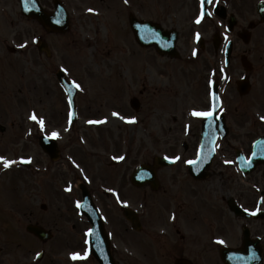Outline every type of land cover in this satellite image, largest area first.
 I'll return each mask as SVG.
<instances>
[{"label":"rangeland","instance_id":"rangeland-1","mask_svg":"<svg viewBox=\"0 0 264 264\" xmlns=\"http://www.w3.org/2000/svg\"><path fill=\"white\" fill-rule=\"evenodd\" d=\"M91 1L93 0L80 1L88 2L87 5L93 9V12L86 17L80 15V20L75 22L70 34L43 33L44 40L48 42L52 50L50 57L44 56L43 67L37 68L36 65V62L39 63L36 56L37 49L33 42L36 34L30 35V33L24 38L17 37V40L23 39V42L29 44L30 50L26 55L11 54L3 44V39L6 37L0 35V94L5 92L4 97L0 96V124L6 127L4 133L0 132V157L6 160L16 158L18 163L22 157H27L32 161L31 169L34 170L39 166L40 159L43 162L49 161L38 144L39 129L45 131L47 128L48 133L52 134V127L60 128L58 135L62 144V156L56 163L61 169L55 178L58 185L49 186L52 178L33 172L31 169L27 170L16 162L0 172V264H7L9 260L14 264H26L25 260H28L30 255H32L31 258L35 257L42 250V245L27 236L25 226L28 222L41 221L51 227L49 219L55 223L56 228L52 227V230L56 238L44 246L46 256L37 264H53L54 262L73 264L68 260L71 253L86 252L85 233L89 225L78 212L77 206L81 196L75 189L69 192L63 186L67 184V181L69 187L73 181L75 182L65 162L67 156L78 159L86 167L99 200L100 184L105 178V172L120 173L125 165H128L127 169L130 172L138 163L151 161L156 154L164 153V147L158 143L160 139L156 132V121L159 120L163 127L168 124L166 122L168 117H162L166 112L165 108L171 110L170 125L178 126L176 129L178 136L182 129L181 114L177 115V120L176 109L186 108L189 99H183L178 103L175 101L173 104L166 102L161 105L162 98L151 94V83L156 81L152 79L158 76L156 68L155 71L152 70L151 64L159 67L169 59L166 57L154 59L151 48L143 49L138 45L127 27L129 24L127 8L120 4L121 0H116V3L114 0L109 1L111 5L114 4L112 9H109L110 20L104 16V9L107 8L103 7V9L102 3L95 0V5L98 7L96 8L92 6ZM127 1L133 5L132 0ZM133 1L137 2V0ZM153 1L155 0H146V6L140 9L142 17L150 16L155 11L161 12L158 8L154 10ZM158 4L157 7H159ZM70 5L75 6L72 3ZM115 8H117L116 11ZM189 9L195 10L196 5H189ZM25 25L28 29H38L36 23L30 20L26 21ZM261 27L264 28V25ZM116 30L120 33L119 35L116 34ZM256 40L260 41L258 37ZM253 43L245 47L239 41L232 64L237 73L243 70L239 63L243 50L252 47ZM171 61L174 69L170 68L169 72L174 73L179 62ZM59 68L80 85L78 106L81 112L74 125L68 120L64 93L55 77ZM196 69L200 70V68ZM161 71L164 72L163 68ZM192 73L197 74L195 71ZM237 73L235 77H238ZM233 85L234 83L230 85V93H237ZM252 89V93L261 91L259 84L255 83ZM141 90H143L142 95ZM167 95L171 96L170 93ZM133 96H139L141 100V109L138 114L129 104ZM236 98L237 94L235 99L231 100L232 106L238 105L239 116L243 115V118L248 119L249 116L243 110L245 106H240L241 102ZM163 99L166 101L167 96L165 95ZM248 108L251 107L248 106ZM33 113L36 114L37 120L30 118ZM113 113L120 115L116 116ZM136 115L139 116L137 122H128L126 119L136 118ZM40 118L45 121L44 127L39 124ZM89 121L103 122L89 123ZM12 123H14L13 127ZM160 135L163 136L164 132L162 131ZM22 150L24 153H20ZM17 155L20 156L17 157ZM114 157H124L125 164L118 168L110 167ZM0 167H4V163ZM101 198L104 200V197ZM43 203L47 204V211L41 210L40 205ZM115 210L116 212L109 211L110 217L114 220L116 218L113 215L121 216L120 210L116 208ZM209 214L204 213L207 216ZM212 217L211 213L207 222H210ZM254 222L264 225V219ZM199 224H195V227L203 228L204 231L210 229L209 225ZM113 228L115 233L125 241L120 244L115 240L116 250L120 254H129L128 247L134 252H139L142 259L140 264L152 263V256L148 254L150 252L145 253V250L151 248L152 242L146 239L145 233L136 238L128 226L124 230L116 223ZM156 244L160 246V253L164 254V244ZM194 246L200 247L197 242ZM157 257L160 258L159 255ZM159 263L172 262L167 261L166 257L159 259ZM214 263L215 261H209L207 264ZM77 264H84V262H77ZM89 264L97 263L93 259Z\"/></svg>","mask_w":264,"mask_h":264},{"label":"flooded vegetation","instance_id":"flooded-vegetation-1","mask_svg":"<svg viewBox=\"0 0 264 264\" xmlns=\"http://www.w3.org/2000/svg\"><path fill=\"white\" fill-rule=\"evenodd\" d=\"M77 1L79 4H76V0H70L69 4L72 3L75 6H67L71 17L79 15L87 5L86 2ZM109 1L101 0L104 8L112 9L114 4L111 5ZM198 1L168 0L169 3L163 12L154 13L155 21H158L166 30H177L178 49L184 52L182 55L186 56H181L179 59L167 58L170 61L169 64L168 61H164L159 67L152 66L154 71L156 68L158 76L152 83L151 94L162 98L161 105L166 102L173 104L175 101L178 103L183 99H190L200 108L208 109L212 107V99L209 96L212 84L218 83L220 100L228 108V112L223 109L226 123L229 125V134L225 139L218 140L211 163L207 167L200 165L197 169L200 171L197 173L199 176L197 178L203 179H196L189 173L188 161L195 160L200 154L201 121L192 125L185 134L186 140L179 146L176 132L178 126H175L173 130L170 125L171 110L165 108L166 112L162 117H168L166 120L168 124L163 127L159 120L156 121L158 138L165 147L167 157L178 156L180 159H173V163L166 167L154 165L157 170L155 188L153 183H148L144 188L133 185L130 178L128 179L127 171L123 168V171L119 173L121 183L119 185L117 183L113 192L105 191L106 196L102 200L104 218L112 227L118 223V227L125 230L128 222L120 218L119 214L113 215L116 218L114 220L110 217L109 211L116 212L115 208L122 209L128 204L137 209L141 213L139 216L144 230L142 232L131 230L134 237L139 238L140 234L145 233L146 239L152 243L164 244L166 256L172 264H178L184 260H189L192 264H207L209 261L221 264L220 241L223 239L230 242L231 246H240L245 226L250 230L252 238L260 239L264 248V225L255 223L256 220L253 219L239 220L230 209V200H234L249 211L264 209V140L255 148L256 141L264 137V119H262L264 117V44L255 43L249 49L243 50V54L246 53L245 56L251 64L249 70L241 65L243 70L237 73L233 69L234 65L232 67L235 59V42L232 45L231 61L228 65L224 63L226 45L221 38L220 25L221 21H227L232 13L236 15L238 21H252L253 18L258 17L253 5L259 0H211L210 4L214 6H225L226 13L219 8V13H213L207 22H201L202 38L192 46V34L197 24L194 18L197 12H189V5H197ZM39 3L47 11L54 9V0H39ZM132 4L131 9H140V0L136 3L132 0ZM131 9L128 10L129 15L133 13ZM114 10L116 11L117 8ZM222 14H226V18H222ZM26 21L28 18L21 12L20 0H0V26L4 24L9 35L27 34ZM249 25L250 23L245 27L238 22L233 34L239 37ZM259 31H256L257 35ZM252 32L253 30L249 34L251 39L254 34ZM25 49L24 47L22 51ZM26 52L27 50L24 53ZM243 54L241 57L244 56ZM154 59H156L155 54ZM171 60L179 62L174 73L169 72L174 69ZM162 68L164 72L161 71ZM193 71L198 75L192 73ZM236 73L238 77L247 76L250 82L259 84L261 91L246 95L230 93V85L238 79L235 77ZM228 82L229 84L226 85ZM169 93L171 96L167 95ZM235 94H237L236 99L241 102L240 106H245L243 110L249 116L248 119L243 118V115L239 116L238 105L232 106L231 100L235 99ZM165 95L166 101L163 99ZM248 106L251 108L249 109ZM155 119L154 117V121ZM161 131L164 132L163 136L160 135ZM49 170L53 171L54 175L59 172L57 167H49ZM221 182H223L222 185ZM204 213L213 214L210 222H207L210 214L207 216ZM50 220L54 226V221ZM195 224H206L210 226V229L204 231L203 228L195 227ZM196 242L199 248H195ZM152 253L153 255L156 253L154 244Z\"/></svg>","mask_w":264,"mask_h":264},{"label":"snow or ice","instance_id":"snow-or-ice-1","mask_svg":"<svg viewBox=\"0 0 264 264\" xmlns=\"http://www.w3.org/2000/svg\"><path fill=\"white\" fill-rule=\"evenodd\" d=\"M34 2H35V0H33V3H34ZM126 2H127V0H126ZM208 2H211V0H208ZM204 4H205V0H200V13H199V15H198V17H197V19H196V23H197V24L201 23V20L203 19L204 15H205V12H204ZM88 11L91 12V11H93V9H89ZM209 15H210V14H209ZM58 22H59V21H58ZM196 36H197V39H199L200 34L197 33ZM23 46H24V45H21V47H23ZM73 83H75V82H73ZM75 86H76L77 88L80 87L79 84H75ZM212 95H213V100H214V103H213V109H214V108H215V93H213ZM212 114H213V111H212V110H209V111H196V110H194V111H193V115H195V116H201V117H210V116H212ZM70 115H71V113H70ZM113 115L119 116L120 114H119V113H113ZM30 118H31L32 120H37V116H36L35 113H33V114L31 115ZM126 119L128 120V122H134V121H135V117L126 118ZM262 119H264V117H262ZM102 122H103V121H89V123H102ZM39 124H40L41 127H44V125H45V121H44L43 118H40V119H39ZM52 135H53V136H57L58 133L53 132ZM123 158H124V157H114V159H123ZM170 159L179 160L180 157L177 156V157L170 158ZM0 161H3V163H4V167H5V168H7V167H9L10 165H12V164L15 163V161L6 160L4 157H0ZM188 163H189V164H192V163H195V161H188ZM125 203H127V202H125ZM88 231L91 232L92 230L89 229ZM220 243L223 244L224 241L221 240ZM87 255H88L87 251H86L85 253H83V254H81V253H79V252H74V253H71V258H72L73 260L85 259V258H87Z\"/></svg>","mask_w":264,"mask_h":264},{"label":"water","instance_id":"water-1","mask_svg":"<svg viewBox=\"0 0 264 264\" xmlns=\"http://www.w3.org/2000/svg\"><path fill=\"white\" fill-rule=\"evenodd\" d=\"M50 17H48V16H44V17H42L41 16V19L44 21V23L45 24H48L49 26H51V28H54V29H56V30H64L65 29V27L63 26V27H60V26H58V25H56L55 26V24H53V23H51V20L49 19ZM53 22V21H52ZM56 22V21H55ZM67 84H69V83H66L65 82V85H67ZM70 93H71V95L73 96L74 95V93H75V91H74V89H72L71 91H70ZM47 149L48 150H50V148L49 147H47ZM138 173H146L144 170H142V169H140L139 171H138ZM137 173V174H138ZM144 181H145V179L144 178H138V177H136L135 179H134V182L135 183H138V184H143L144 183ZM82 209H84V210H86L87 209V204L86 203H83L82 204ZM126 215H127V217L133 222V223H135L136 221H137V218L136 217H134L132 214H129V212H126ZM100 227H101V225H100ZM32 231H34L37 235H39V236H42V231L40 230V229H38V228H30ZM101 233H102V230H99V227L98 226H96V227H94V229L92 230V233H91V235H90V241H91V245H92V249L94 250V254L96 255L97 254V249H98V247L100 246V244H101ZM98 255V254H97ZM250 263H252V262H250ZM249 262L247 263V264H250ZM227 264H232L231 262H227Z\"/></svg>","mask_w":264,"mask_h":264}]
</instances>
